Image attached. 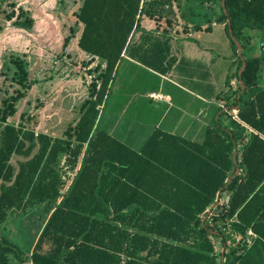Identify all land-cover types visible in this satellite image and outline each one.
<instances>
[{
    "label": "trees",
    "instance_id": "trees-1",
    "mask_svg": "<svg viewBox=\"0 0 264 264\" xmlns=\"http://www.w3.org/2000/svg\"><path fill=\"white\" fill-rule=\"evenodd\" d=\"M177 1L82 0L75 15L83 25L77 46L98 60L94 70L105 67L62 138L8 121L33 85L25 61L12 60L20 89L0 107V225L11 210L43 205L49 216L29 257L0 236V264H216L212 240H230L223 231L228 224L241 235L252 229L264 240V88L255 76L264 54H248L250 34L264 38V0H225L226 14L220 8L217 18L234 52L229 29L242 49L236 120L227 115L225 123L223 113L201 143L154 131L139 152L99 127L98 108L131 34L142 17L175 25ZM74 33L70 29L63 48ZM13 156L23 159L17 170ZM225 192L226 204L214 206Z\"/></svg>",
    "mask_w": 264,
    "mask_h": 264
},
{
    "label": "crops",
    "instance_id": "crops-1",
    "mask_svg": "<svg viewBox=\"0 0 264 264\" xmlns=\"http://www.w3.org/2000/svg\"><path fill=\"white\" fill-rule=\"evenodd\" d=\"M205 7L207 8L206 12ZM220 8L221 4L219 2L202 6L191 0H178L173 6L177 23L172 27H168L164 19L141 18L139 27L130 36L129 47L122 53V58L115 68L113 79L117 69L122 64L127 67L140 68L156 79L154 87L145 90V101H141V103L132 106L130 109L135 114L141 111L144 112L146 119L153 121L149 135L143 143L141 142L142 144L135 149L133 148L136 132L141 129L142 125L136 121L137 115L132 112L129 113L128 110L123 108L119 110L122 116L120 115L119 118L116 116L109 121L113 124L110 129H113L114 135L109 130L110 124L105 127L102 126V130L133 151L139 152L154 131L178 136L188 142L201 143L207 130L214 127L223 113H225L222 116L224 122L225 120L228 121L227 115H230L234 120L237 119L233 118V110L236 111V117L238 113V106H233L235 98H238V95L236 96L237 85L239 84L236 76L237 51L234 52L230 43L223 50L230 61L228 76L225 77L220 66L221 58L212 47L213 44L202 45L198 43V40L203 39V37L213 36L212 33L207 32L212 30L213 25L219 23L217 18ZM207 13H209L208 17L206 16ZM180 14H184V18L181 19ZM195 22L200 23L199 29H194L193 23ZM76 26L74 36L71 38L73 48L66 49V53L84 60L88 58L89 62L86 61L85 65L90 70L92 66H97L99 62L78 48L77 43L83 25L77 22L76 19ZM222 28L224 30L223 25ZM104 67L105 65L101 64L102 70ZM263 71L264 65L260 63L255 75L260 88H264ZM165 83L186 94L183 97L184 100H181L182 97L171 95L167 91ZM186 85H190L192 88ZM152 94H157L160 98L154 99L151 97ZM101 106L98 108L99 117ZM79 116L76 120L79 119ZM40 133L51 136L48 131ZM195 134L202 135V137L198 140H191L186 137ZM234 153L233 157L238 155L237 150ZM21 160L23 161L22 158ZM228 197L229 195L226 192L220 196L218 195L214 206L225 205ZM42 207L43 213H45V208L43 205ZM30 211L32 209L26 212L11 210L6 221L0 225V236L16 243L22 250L24 248L23 252L28 251L29 254H31L49 216V214H43L46 218L40 227L34 228L33 225H30L26 230H23L20 224L26 222L24 219L29 218ZM210 211L211 209L208 210V212ZM22 221L24 222L22 223ZM223 231L226 236L228 235L231 238L230 240L227 239L225 243L218 238L213 239L215 242L212 240L216 254V264H264V240L259 239L252 229L246 230L244 235H241L233 231L230 224H228Z\"/></svg>",
    "mask_w": 264,
    "mask_h": 264
},
{
    "label": "rangeland",
    "instance_id": "rangeland-1",
    "mask_svg": "<svg viewBox=\"0 0 264 264\" xmlns=\"http://www.w3.org/2000/svg\"><path fill=\"white\" fill-rule=\"evenodd\" d=\"M81 2L82 0H0V107L5 97L20 89L14 79L15 68L12 64L14 58L18 57L25 61L28 80L33 82L25 98L17 104L16 114L8 119L9 122L22 123L36 133L48 131L51 137L62 138L67 128L77 121L81 107L89 97L91 82L96 80L97 85L100 83L97 77L101 68L94 70L96 66H92L88 70L85 65L88 58L84 60L72 54L67 55L66 49L73 48V40L68 47H62L63 39L70 35V29L76 31L75 15ZM11 3L14 7L10 6ZM19 7L24 11L20 15ZM204 10L206 12L207 8ZM6 14L12 17L11 20L5 18ZM207 14L208 17L209 13ZM28 19H33L30 27L19 24ZM211 28L212 30L207 33H212L213 36L203 37L198 43L213 44L212 47L221 58L222 74L226 77L230 61L223 50L230 41L221 23ZM250 37L248 54L259 56L264 54V38L261 41L257 33H251ZM261 63L264 65V61ZM154 84L156 79L147 72L122 64L117 69L112 86L100 108V129L110 124L109 130L114 135L113 129H110L113 126L109 122L110 119L116 116L119 118L121 108L131 113V107L145 101V90L153 88ZM186 86L192 88L190 85ZM165 87L171 95L182 97L181 100H184L186 94L168 83H165ZM135 115L136 121L142 126L136 132L132 145L134 149L147 138L153 122L146 119L142 111ZM186 137L198 140L202 135ZM20 161L21 158L13 156L11 164L16 169ZM29 213V218L24 219L26 222L22 221L23 224H20L23 230L30 225L34 228L40 227L46 218L42 206L32 209ZM25 255L30 256L28 251H25Z\"/></svg>",
    "mask_w": 264,
    "mask_h": 264
},
{
    "label": "water",
    "instance_id": "water-1",
    "mask_svg": "<svg viewBox=\"0 0 264 264\" xmlns=\"http://www.w3.org/2000/svg\"><path fill=\"white\" fill-rule=\"evenodd\" d=\"M221 8H222V10H223V12L226 14V9H225V0H221ZM229 36H230V38L234 41V43H235V46H236V49H237V55L238 56H241V51H242V49H241V45L239 44V42H237L235 39H234V37H233V35H232V32H231V30L229 29ZM244 68H245V62L243 61L242 62V65H241V68H240V70H239V75L242 73V71L244 70ZM241 83V92L243 91V89H244V84H243V82H240ZM234 155H235V153H234ZM234 158V157H233ZM236 172H238V170H236Z\"/></svg>",
    "mask_w": 264,
    "mask_h": 264
},
{
    "label": "built area",
    "instance_id": "built-area-1",
    "mask_svg": "<svg viewBox=\"0 0 264 264\" xmlns=\"http://www.w3.org/2000/svg\"><path fill=\"white\" fill-rule=\"evenodd\" d=\"M151 97L154 98V99H158V98H160V96L157 95V94H152ZM233 112H234V116H233V118L236 119V118H237V117H236V111L233 110ZM236 241H238V239H236Z\"/></svg>",
    "mask_w": 264,
    "mask_h": 264
}]
</instances>
